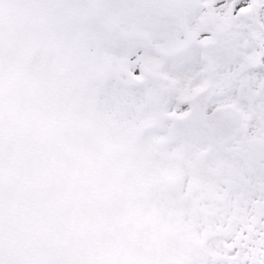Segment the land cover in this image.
<instances>
[{"label": "snow or ice", "instance_id": "6c2138e0", "mask_svg": "<svg viewBox=\"0 0 264 264\" xmlns=\"http://www.w3.org/2000/svg\"><path fill=\"white\" fill-rule=\"evenodd\" d=\"M0 264H264V0H0Z\"/></svg>", "mask_w": 264, "mask_h": 264}]
</instances>
